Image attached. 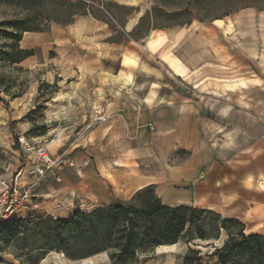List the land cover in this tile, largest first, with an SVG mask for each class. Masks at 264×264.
I'll list each match as a JSON object with an SVG mask.
<instances>
[{
    "label": "rangeland",
    "instance_id": "1",
    "mask_svg": "<svg viewBox=\"0 0 264 264\" xmlns=\"http://www.w3.org/2000/svg\"><path fill=\"white\" fill-rule=\"evenodd\" d=\"M69 1L64 6L44 1L37 7L0 2V20L27 16L28 26L43 30L22 34L20 46L32 50L31 56L0 66V73L14 81L7 93L1 92L0 192L1 181L7 183L15 171L37 162L38 147L44 146L50 156L61 154L66 161L28 188L17 214L0 223V264H113L106 251L85 255L89 248L73 247L72 226L55 220L116 199L130 200L136 182L129 187L111 185L102 179L110 176L109 170H103V176L99 171L105 161L121 163V158H129L132 147L141 159L139 169L159 178L168 165L190 156L191 151L177 146L176 117L159 109L150 116L145 105L171 106L179 101L193 105L209 118L208 130L201 132L213 139L214 146L216 130L211 127L223 125L225 111L236 119L243 111L250 133L256 131L257 121L264 122L260 118L264 117V0ZM86 6L106 22L99 42L109 50L103 54L100 76L83 77L79 66L65 59V46L70 44L59 35L77 18L73 13ZM130 14L142 16L126 33L123 22ZM165 33L173 37L165 38ZM158 34L163 41L153 54L145 44ZM123 43L128 49L122 50ZM119 53L124 54L122 64ZM124 56L135 62H125ZM238 78L246 82L245 88L226 86ZM123 93L127 97L116 98ZM99 112L104 121L94 120ZM133 114L137 123L131 130L127 123ZM168 126L172 128L164 132ZM32 181L24 177L25 184ZM258 185L264 186V179ZM179 188L169 186L165 194L174 198ZM154 189L165 203L164 192ZM214 203L221 216L234 217L225 211L224 202ZM251 206H237L236 215L247 231L262 234L264 221H249L243 212L247 208L254 213L264 203ZM225 237L221 231L217 240L210 241L219 245ZM198 247L203 253L208 250ZM186 248L182 242L158 246L140 254L134 264H182Z\"/></svg>",
    "mask_w": 264,
    "mask_h": 264
},
{
    "label": "crops",
    "instance_id": "2",
    "mask_svg": "<svg viewBox=\"0 0 264 264\" xmlns=\"http://www.w3.org/2000/svg\"><path fill=\"white\" fill-rule=\"evenodd\" d=\"M141 16V14L128 15L123 22L124 31L127 33L133 30ZM74 17L77 18L68 25L69 29L64 30V35L59 33L70 44L65 46L67 50L65 59L73 66H79L83 77L95 76V73L98 75L99 71L105 68L103 54L109 50L102 42H99V39L105 36L106 22L96 18L88 11L84 14H76ZM170 35L165 33V38L173 37ZM157 36L161 38V43L163 36L159 34ZM121 46L122 50H126L129 45L123 43ZM122 55L124 54L119 53L120 64H122ZM124 58L134 60L130 56H124ZM138 65L141 66V61L138 62ZM169 68L175 73L170 64ZM126 94L123 93L116 98H125ZM129 96L132 97V95ZM147 100L150 98L147 97ZM159 106L145 105L144 108L147 109V114L150 116H154L159 109L164 111L169 118L176 117L177 146L191 151L190 156L175 166L168 165L167 169H164V175L159 178L152 173L147 174L146 170L139 169L138 163L141 162V159L136 157L138 150L132 147L129 158L119 157L121 163L107 161L102 163V171L99 173L103 176V170L108 169L110 174L107 177L103 176V181L111 185L114 183L124 184L127 187L133 186V182H136L134 191L145 185L153 184L156 189H161L164 192L163 200L169 205H198L215 210L214 202L217 200L220 203H225V211L230 216L239 219L240 217L236 215L237 206L246 207L249 205L250 208H253L252 202L264 203V186L258 185V180L264 179V122L257 121L256 131L250 133L249 118L243 115V111L237 119V115H233L234 118L231 116L232 113L225 111L223 125H220L219 128L211 127L216 130L217 145L214 146L211 143L213 139L203 133L208 130L210 120L202 111L194 109L193 105L184 101H179L171 106L162 104ZM136 118L137 116L133 114V119L127 123L131 130L137 123ZM260 118L264 119L262 116ZM109 127L113 128L114 126L112 124ZM170 128L172 127H165L163 131H169ZM202 129L205 131L201 132ZM251 152L252 154H250ZM174 184L180 188L176 196L170 198L165 194V190ZM202 203L205 205H201ZM243 213L249 221L254 219H260L255 223L264 221V207L257 208L254 213L245 208Z\"/></svg>",
    "mask_w": 264,
    "mask_h": 264
},
{
    "label": "trees",
    "instance_id": "3",
    "mask_svg": "<svg viewBox=\"0 0 264 264\" xmlns=\"http://www.w3.org/2000/svg\"><path fill=\"white\" fill-rule=\"evenodd\" d=\"M44 1L63 6L72 2L0 0L24 7H37ZM87 11L91 13L86 6L83 12L73 15ZM27 22V16L0 20V66L20 63L33 54L32 50L20 46L22 34L25 31L43 30L30 27ZM13 83L0 73V102L4 101L1 92L7 93ZM208 217H211L209 222L206 220ZM55 222L72 226L73 247L89 248L85 255L106 251L113 264H134L140 254L178 242L187 247L182 264H264V234L247 231L238 218L223 217L210 208L166 204L156 194L153 184L136 190L128 201L116 199L89 211H76L73 216L56 219ZM221 231L225 232L226 237L221 244L215 245L210 240H217ZM197 245L208 250L203 253L196 248Z\"/></svg>",
    "mask_w": 264,
    "mask_h": 264
},
{
    "label": "built area",
    "instance_id": "4",
    "mask_svg": "<svg viewBox=\"0 0 264 264\" xmlns=\"http://www.w3.org/2000/svg\"><path fill=\"white\" fill-rule=\"evenodd\" d=\"M94 120L104 121L105 116L99 112L95 114ZM148 126L150 129L153 128L152 124H148ZM36 159L37 162L27 167V169L20 168L15 171L7 183L1 181L3 187L0 192V223L12 214H17L18 207L23 205L24 200L28 197V188L42 180L48 170L61 168L66 162L61 154L56 156L48 155L44 146L36 149ZM26 176L33 178L29 185L24 182V177ZM26 185L29 187H24Z\"/></svg>",
    "mask_w": 264,
    "mask_h": 264
},
{
    "label": "bare ground",
    "instance_id": "5",
    "mask_svg": "<svg viewBox=\"0 0 264 264\" xmlns=\"http://www.w3.org/2000/svg\"><path fill=\"white\" fill-rule=\"evenodd\" d=\"M160 41H161V38L159 36H156L154 38H149L146 43H147V47H146V44H145V48L148 52H151V53H155V51L157 50V47L159 46L160 44ZM261 58V57H260ZM264 60V59H262ZM125 62H131V63H134L135 61L134 60H131L129 58H125ZM237 79V78H236ZM231 80V79H230ZM233 81V79H232ZM226 86L232 88V87H240V88H245L247 86L246 82L244 80H240L238 78V82H232V83H228L226 84ZM166 245H161V247H165Z\"/></svg>",
    "mask_w": 264,
    "mask_h": 264
},
{
    "label": "water",
    "instance_id": "6",
    "mask_svg": "<svg viewBox=\"0 0 264 264\" xmlns=\"http://www.w3.org/2000/svg\"><path fill=\"white\" fill-rule=\"evenodd\" d=\"M199 248V247H198Z\"/></svg>",
    "mask_w": 264,
    "mask_h": 264
}]
</instances>
